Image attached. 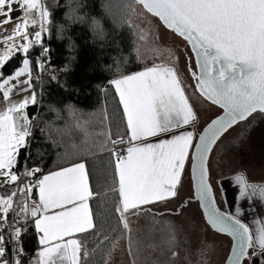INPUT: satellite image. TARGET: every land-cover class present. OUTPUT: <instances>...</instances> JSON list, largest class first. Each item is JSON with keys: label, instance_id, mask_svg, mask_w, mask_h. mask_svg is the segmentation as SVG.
<instances>
[{"label": "snow or ice", "instance_id": "obj_1", "mask_svg": "<svg viewBox=\"0 0 264 264\" xmlns=\"http://www.w3.org/2000/svg\"><path fill=\"white\" fill-rule=\"evenodd\" d=\"M135 4L175 34V50L168 53L172 63L153 60L149 66L137 49L135 59L142 67H128L130 60L115 72L105 66L101 69L108 72L105 86L89 80L87 74L95 68L86 66L80 86L74 88L77 94L96 88L105 99L114 89L118 97L111 117L104 111L101 122L107 121L108 131L100 133L105 138L99 147L114 162L104 179H111L118 192L114 212L119 230L94 217L90 209V198L100 194L90 186L92 173L83 159L91 152L89 145L69 150L67 124L55 129L53 136L50 122L39 113H28L29 106L41 105L46 81L65 90L70 87L67 77L79 62L77 46L67 40L68 55L55 67L43 34L51 36L55 27L59 39L69 21L88 23V13L81 12L87 4L71 0L65 5L70 13L57 22L59 0H0V264H81L88 251L76 237L86 233L103 236L111 248L128 234L131 254L129 216L143 212L145 206L158 211L161 205L177 202L180 207L174 211L182 214L193 199L207 225L231 237L227 264H264V225L253 236L239 207L234 213L219 209L214 185L220 181L211 162L214 146L231 136L234 126L251 124L254 113L264 118V0H135ZM120 8V23L130 22L136 11L133 4L121 0ZM90 26L103 36L99 20L92 19ZM182 68L192 84L185 83ZM189 87L208 104L202 130L197 128L201 110L187 94ZM48 108L59 117V110ZM65 109L77 118L75 127L85 131L79 123L84 113L76 104L65 102ZM163 133H171L170 138L145 142ZM61 147L65 151L56 153L61 162L50 166L51 153ZM186 175L191 179L187 199L182 195ZM235 182L237 200L259 195L264 201V185L249 183L242 174ZM109 231H119V237L110 238ZM103 264H108L106 259Z\"/></svg>", "mask_w": 264, "mask_h": 264}, {"label": "trees", "instance_id": "obj_2", "mask_svg": "<svg viewBox=\"0 0 264 264\" xmlns=\"http://www.w3.org/2000/svg\"><path fill=\"white\" fill-rule=\"evenodd\" d=\"M134 1L130 0L131 3ZM70 2L71 0H59L61 7L55 11L57 22H63L65 13H70V9L65 7ZM82 2L87 4V7L81 9V12L88 13V23L78 21L73 23L69 21L66 26L67 30L60 35L59 39L57 38V29L55 27L51 29V36L47 33L43 34V39L52 49V65L55 67H59L64 57L68 55L67 40L70 39L77 46L76 54L78 55L79 62L76 65L75 71L67 77L70 87L65 90L58 87L55 83L48 84L46 81L41 105L29 106L28 113L30 116L39 113L42 120L50 122L53 136H56L55 129H64L67 124L69 128L65 141L68 142L69 150H78L83 147L85 142L89 145L91 152L84 155L83 159L88 162L87 167L92 173L90 186L94 193L100 194L99 196L94 195L90 198V209L94 217L104 219L106 225L122 230V226L118 225V214L114 212L115 204L118 203V192L114 191L111 179H108L106 182L104 179L106 176H110L111 169L109 165L114 162L108 151L100 149V144L97 147L95 146V139L89 135L86 128L83 127L85 131H81L75 127L77 118L68 115L65 109V102H74L84 113V116L98 117L99 122L102 121L105 109L109 117H111L113 110L118 105V97L114 96V89H110L107 99H105V94L99 92L96 88L90 89L88 93L81 94H77L74 88L80 86V81L84 76L82 69L86 66H93L95 68L94 72H88L89 80L93 84H104L105 86H107V82L104 77L108 75V72L101 70L105 66H112L115 72L124 62L130 60L131 63L127 65L128 67H142L141 62L135 59L141 40L140 35H138L139 30L136 31L134 26H129V21L120 23L121 0H82ZM92 19L100 21L103 36H98L92 31L90 26ZM15 63L16 60L13 59L12 64ZM144 63H147L149 66L152 64L147 61ZM6 73L7 69L5 70ZM63 79L61 77V81ZM37 91L39 92L40 89L38 88ZM49 105L60 111L59 117L57 116V112L49 111ZM119 111L122 113V108ZM253 116H256V119L261 118L259 114H253ZM250 119L251 117H249ZM261 119L264 120V118ZM81 120L82 118L79 120L80 124ZM243 123L248 122L244 121ZM102 125L106 133L108 131L107 121L103 122ZM35 135L37 137L40 136L39 129L35 130ZM64 151L65 149L61 147L51 153L50 166L55 167L57 163L61 162L57 160L56 153H63ZM138 218L142 221V225L140 231L136 234L137 238L130 236L131 248H134L135 243L139 242L151 250L158 251L163 248V255H167L170 253L167 246L171 243L175 253H179L182 250L184 247L180 235L182 231L174 215L158 214L144 210L138 215ZM108 234L110 238L119 237V231H109ZM76 238L81 239L88 251L86 258L82 255L81 264H84L85 259L88 261V264H103L105 259L108 261L109 255L113 251L110 241H104L103 236L98 238L90 233L81 234ZM117 242H124L129 245V235H123L122 238L116 240ZM110 248L111 252L109 254L107 250ZM133 263L142 264L140 261H134ZM148 263L166 264L156 258L150 259Z\"/></svg>", "mask_w": 264, "mask_h": 264}, {"label": "rangeland", "instance_id": "obj_3", "mask_svg": "<svg viewBox=\"0 0 264 264\" xmlns=\"http://www.w3.org/2000/svg\"><path fill=\"white\" fill-rule=\"evenodd\" d=\"M136 11L131 14L130 24L138 31V35L146 34L144 40H141L138 50L147 59L144 62L153 63L165 62L172 63V58L169 56V50L174 49L175 34L164 28L159 21L152 17L149 13L142 9L141 6L132 2ZM143 30V32L141 31ZM180 40V38H175ZM184 47V43H181ZM189 56H191V65L194 68V60L189 47L187 48ZM186 84H192L191 77L183 68L181 69ZM187 93L192 97L197 108L201 110V121L204 123L206 116L204 111L207 109V102L198 99L193 95L192 88L189 87ZM199 103V104H198ZM215 108V106H212ZM84 120H91V123L84 124ZM251 124L243 123L236 125L231 129V136L224 139V142L217 143L214 147V152L211 157L212 167L215 176L221 179L243 173L248 180L259 182L264 181V120L261 118L250 119ZM258 120V121H256ZM98 117L84 116L81 120V125L86 128L89 135L95 139L97 147L103 140L104 136L100 135L104 132V128ZM262 123V124H260ZM202 129V128H201ZM190 178L184 184L182 195L187 199L190 191ZM219 184L214 185L216 193L217 205L220 209H224L221 201ZM180 204L172 203L160 209L164 213L171 214L176 218L182 233L181 239L184 247L175 256L172 255V245L167 246L168 253L163 255L162 250H151L146 245L135 243V247L130 248L127 243L116 244L108 258V264H134L133 262L140 261L142 264H149L150 259H159L166 264H224L228 255L231 241L228 237L219 235L210 230L205 224L202 214L199 210L197 202L192 200L191 205L182 210V214H177L174 209L179 208ZM131 228V237H136L140 231L142 221L137 218L129 221ZM138 243V244H137ZM173 243V242H172ZM136 256V257H135ZM136 258V259H135ZM145 261V262H144ZM139 264V263H138Z\"/></svg>", "mask_w": 264, "mask_h": 264}, {"label": "crops", "instance_id": "obj_4", "mask_svg": "<svg viewBox=\"0 0 264 264\" xmlns=\"http://www.w3.org/2000/svg\"><path fill=\"white\" fill-rule=\"evenodd\" d=\"M0 44H2V41H0ZM0 51H3V48H0ZM201 125H203V122L200 120L199 124L197 125V128H200V130H201ZM189 130H191V129L189 128ZM170 136H171V133H163V134H160V135L155 136V137H148L145 140V142L146 143L147 142L158 143L160 139L170 138ZM239 174L244 175L243 173H239ZM236 175L237 174L221 179L222 181L219 185V190H220V194H221V201L223 202V205H224L223 210H225L229 213H234L235 209L237 207H239L241 209V217L240 218H241L242 222H244L246 225L249 226L251 234L253 236H255L257 229H259L262 225H264V201H262L259 198V195L253 196L251 198V200H249L246 197L241 198L240 200H237V196L239 195V187L235 182ZM187 177H188V175H186L184 177V184L187 181ZM244 177L247 180V182H249V183L264 185V181L254 182V181L248 180L246 175H244ZM170 204H172V203H170ZM164 207H165L164 205H161L158 211L153 210V211H149V212L158 213V214L164 213L163 212L164 210L163 211L160 210V209H163ZM147 208H148V206H145V211H148ZM139 214H137L135 216H129V221L137 219ZM79 235H81V234H77V236H79ZM119 243H122V242H117L116 244H119ZM111 255L112 254H110V256ZM258 264H259V262H258Z\"/></svg>", "mask_w": 264, "mask_h": 264}, {"label": "water", "instance_id": "obj_5", "mask_svg": "<svg viewBox=\"0 0 264 264\" xmlns=\"http://www.w3.org/2000/svg\"><path fill=\"white\" fill-rule=\"evenodd\" d=\"M150 14V13H149ZM151 15V14H150ZM157 20H158V18H156ZM161 25H162V23H160ZM163 26V25H162ZM164 27V26H163ZM168 30V29H167ZM189 49H190V46H189ZM190 51H191V49H190ZM193 56V55H192ZM193 60H194V65H195V57L193 56ZM199 74V73H198ZM216 107V106H215ZM255 114V113H254ZM240 123H243V122H240ZM239 123V124H240ZM235 127V126H234ZM233 127V128H234ZM202 130V129H201ZM215 147V146H214ZM189 178H190V175H189ZM190 181H191V179H190ZM194 195V194H193ZM195 202H197V204H198V207H199V202L198 201H196L195 199H193ZM218 206V205H217ZM219 207V206H218ZM220 209V208H219ZM199 210H200V212H201V214H202V218H203V220H204V222H205V224L207 225V223H206V221H205V219H204V217H203V210L202 209H200L199 208ZM222 212H227V211H225V210H222V209H220ZM209 228H210V230L211 231H213L214 233H216V234H219V235H223V236H226V237H228L229 239H230V241H231V237L230 236H228L227 234H224V233H218V232H215L213 229H211V227L209 226V225H207ZM230 249H231V245H230ZM230 249H229V252H228V255L230 254ZM228 255H227V257H228ZM227 257H226V260H225V262H224V264H227Z\"/></svg>", "mask_w": 264, "mask_h": 264}, {"label": "built area", "instance_id": "obj_6", "mask_svg": "<svg viewBox=\"0 0 264 264\" xmlns=\"http://www.w3.org/2000/svg\"><path fill=\"white\" fill-rule=\"evenodd\" d=\"M116 147L119 149H123L125 147V145H117Z\"/></svg>", "mask_w": 264, "mask_h": 264}, {"label": "flooded vegetation", "instance_id": "obj_7", "mask_svg": "<svg viewBox=\"0 0 264 264\" xmlns=\"http://www.w3.org/2000/svg\"><path fill=\"white\" fill-rule=\"evenodd\" d=\"M194 69H195V65H194Z\"/></svg>", "mask_w": 264, "mask_h": 264}]
</instances>
